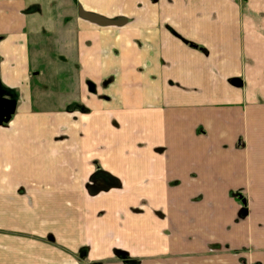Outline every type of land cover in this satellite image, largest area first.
I'll list each match as a JSON object with an SVG mask.
<instances>
[{"label": "crops", "instance_id": "obj_1", "mask_svg": "<svg viewBox=\"0 0 264 264\" xmlns=\"http://www.w3.org/2000/svg\"><path fill=\"white\" fill-rule=\"evenodd\" d=\"M0 97V264H264V0H0Z\"/></svg>", "mask_w": 264, "mask_h": 264}, {"label": "water", "instance_id": "obj_2", "mask_svg": "<svg viewBox=\"0 0 264 264\" xmlns=\"http://www.w3.org/2000/svg\"><path fill=\"white\" fill-rule=\"evenodd\" d=\"M80 14L82 15V17L99 25H121L124 22V20L121 18H106L93 12L83 11L81 8ZM14 110L15 101L13 99L0 97V125L8 122ZM91 181L93 182V184H91L88 188V192L90 194H95L99 190L107 189L117 184L115 178L101 170L96 171L92 175ZM96 182H98V184H96Z\"/></svg>", "mask_w": 264, "mask_h": 264}, {"label": "trees", "instance_id": "obj_3", "mask_svg": "<svg viewBox=\"0 0 264 264\" xmlns=\"http://www.w3.org/2000/svg\"><path fill=\"white\" fill-rule=\"evenodd\" d=\"M87 85H88V88L92 91V90H94V86H93V84L90 82V81H88L87 82ZM116 256L117 257H120L121 259H128V256H126V254H124V253H122V252H117L116 253Z\"/></svg>", "mask_w": 264, "mask_h": 264}]
</instances>
